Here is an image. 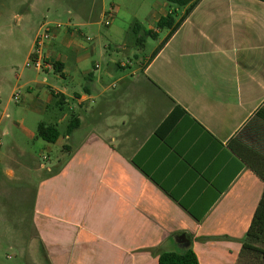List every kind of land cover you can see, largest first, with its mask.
<instances>
[{"label":"crops","instance_id":"0c3cea01","mask_svg":"<svg viewBox=\"0 0 264 264\" xmlns=\"http://www.w3.org/2000/svg\"><path fill=\"white\" fill-rule=\"evenodd\" d=\"M70 55L75 67L58 59L56 72L84 83L51 93L73 100L79 127L53 144L66 157L40 166L30 211L25 182L10 168L9 181L0 176V253L22 264H159L158 248L182 253L176 239L191 236L199 264H237L264 192L231 148L237 140L264 156V0L198 2L131 72L119 61L108 77L92 52ZM52 102L29 105V139L40 123L59 128L39 119Z\"/></svg>","mask_w":264,"mask_h":264},{"label":"rangeland","instance_id":"374dc122","mask_svg":"<svg viewBox=\"0 0 264 264\" xmlns=\"http://www.w3.org/2000/svg\"><path fill=\"white\" fill-rule=\"evenodd\" d=\"M186 10L163 0H0V146L5 154L1 156L0 176L7 178L10 168L16 173V181L26 183L19 186L29 211L40 178L46 172L40 166H56L67 153L41 139H29L20 124L33 126L36 117L29 105L35 99L51 98V106L39 119L58 124L61 136L66 137L68 123L74 115L73 100L58 103L51 92L68 89L72 93L78 82L84 83L83 79L66 81L59 76L54 70L56 61L65 60L74 68V57L70 54L79 49L83 53L92 52V63H98L99 71L107 72L108 77L109 72L120 73L119 61H131L128 71L131 72L138 69V58L150 57L168 35V30L159 31L158 40H154L146 37L144 31L155 27L168 12L175 11L180 20ZM136 25L145 30L136 34ZM46 30L49 39L40 49L43 69L38 70L30 56L36 50V39ZM139 37L145 41L142 49L136 43ZM27 63L31 64L30 68ZM45 63L51 66L50 70H44ZM104 78L111 81L107 76ZM13 96H19L20 102L16 103ZM63 114L69 117L65 122H61ZM7 129L9 134H5ZM13 154L17 160H13ZM0 257L2 264H22L16 252L9 248Z\"/></svg>","mask_w":264,"mask_h":264},{"label":"trees","instance_id":"16d2710c","mask_svg":"<svg viewBox=\"0 0 264 264\" xmlns=\"http://www.w3.org/2000/svg\"><path fill=\"white\" fill-rule=\"evenodd\" d=\"M163 1L178 7H186L187 10L180 20H177L175 11L169 12L166 16H163L158 20L156 24V31L159 32L168 30V35L154 51L150 58L151 60H153L167 45V43L176 34V32L180 29V27L198 5V1L196 0ZM141 30L145 29L140 25H136V34H140ZM156 31L145 30L144 33L146 37L158 40L159 36ZM136 43L137 46L141 49L144 48L145 41L142 37H139ZM36 57V53L34 52L30 56V60L35 61ZM54 70H58L57 63L54 65ZM261 113L263 112H260L259 116L261 115ZM78 127L79 120L72 119L67 129V135H71ZM59 138L60 132L57 126L47 125L45 123H40L38 125L37 139H41L48 144H55ZM231 148L234 154L242 159L245 165L250 170H252L264 183V156L237 140L233 141V144H231ZM186 238L189 241L190 245L185 248L182 253L166 251L163 248H158L155 251V254L159 259V264H199L198 258L192 249L193 238L191 236H187ZM203 240L207 239L204 238ZM237 264H264V192L254 214L251 225L242 239V250L239 255Z\"/></svg>","mask_w":264,"mask_h":264},{"label":"built area","instance_id":"2783aa9c","mask_svg":"<svg viewBox=\"0 0 264 264\" xmlns=\"http://www.w3.org/2000/svg\"><path fill=\"white\" fill-rule=\"evenodd\" d=\"M106 25H109V22H107ZM48 39H49V30H46L45 34L42 36H39L35 41V46H36L35 53H36L37 57H36L35 61H32V62L35 64V67L38 70L43 69V64L40 63V49L44 46L45 41ZM45 64L46 65L44 66V68L50 67L47 63H45ZM30 67H31V64L27 63V68H30ZM13 100L16 103L20 102L19 96H13Z\"/></svg>","mask_w":264,"mask_h":264},{"label":"water","instance_id":"95a60500","mask_svg":"<svg viewBox=\"0 0 264 264\" xmlns=\"http://www.w3.org/2000/svg\"><path fill=\"white\" fill-rule=\"evenodd\" d=\"M176 241H177L180 245H182L184 248H187V247L190 245V243H189V241L187 240L186 236H180V237H178V238L176 239Z\"/></svg>","mask_w":264,"mask_h":264}]
</instances>
